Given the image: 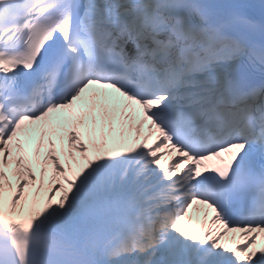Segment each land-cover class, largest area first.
I'll list each match as a JSON object with an SVG mask.
<instances>
[{
	"label": "snow or ice",
	"instance_id": "snow-or-ice-1",
	"mask_svg": "<svg viewBox=\"0 0 264 264\" xmlns=\"http://www.w3.org/2000/svg\"><path fill=\"white\" fill-rule=\"evenodd\" d=\"M0 264H264V3L0 0Z\"/></svg>",
	"mask_w": 264,
	"mask_h": 264
}]
</instances>
